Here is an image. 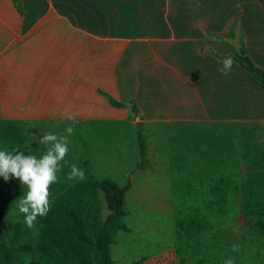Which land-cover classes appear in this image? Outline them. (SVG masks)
<instances>
[{
    "label": "crops",
    "instance_id": "1",
    "mask_svg": "<svg viewBox=\"0 0 264 264\" xmlns=\"http://www.w3.org/2000/svg\"><path fill=\"white\" fill-rule=\"evenodd\" d=\"M18 1L21 13L0 0V121L11 127L6 134L20 123L34 149L44 146L46 126L59 138L69 126L81 133L98 119L130 123L134 113L152 132L147 157L150 143L190 145L203 130V145H227V123L242 134L264 123L258 80L234 60L222 74L224 59L211 52L227 56L243 39L264 67L258 0ZM235 17L238 40L237 32L225 36ZM104 94L132 100L137 112Z\"/></svg>",
    "mask_w": 264,
    "mask_h": 264
},
{
    "label": "rangeland",
    "instance_id": "2",
    "mask_svg": "<svg viewBox=\"0 0 264 264\" xmlns=\"http://www.w3.org/2000/svg\"><path fill=\"white\" fill-rule=\"evenodd\" d=\"M258 6L259 13L264 14V0H258ZM240 13L238 10L235 16ZM240 20L235 17L225 36L237 32L236 39L242 37ZM134 115L129 119L134 125L98 119L94 121L96 128L87 125L81 133L63 132L58 139L67 138L69 151L61 162L57 181L50 186L49 200L71 187L68 204L79 208L85 229L93 237L95 228L90 219L101 223L107 213L95 181L107 177L120 186L129 182L125 195L127 214L121 219L128 231L118 230L116 241L109 246L113 264H130L140 257L142 264H225L229 258H233V264H264V123L244 128L243 134L240 127L227 123V145H203V130L189 135L190 145L150 143L146 166L142 168L137 135L152 132L146 126L145 133L144 127L136 124L141 119L135 120ZM18 125V132H13L14 127L11 134H6L11 127L7 121H0V150H19L37 158L46 154L51 145H36L35 149L34 145H26L27 134ZM54 128L46 126L45 130L53 134L49 130ZM201 128L197 125L196 132ZM253 128L259 130V136ZM248 129H252V135L245 133ZM76 142L82 144L69 145ZM72 165L84 171L83 180L68 179ZM27 190L17 178L9 176L5 181L0 177L3 239L14 247L29 245L28 250L17 252L19 263H97L91 246L65 234L64 240L61 230L54 233L61 245L54 256L46 258L34 253L31 258L32 246L40 245L39 233L34 226H26L18 211V200ZM46 219L37 217L36 223L41 227ZM20 222L22 234L14 238L12 230ZM233 245H238L239 250L233 252ZM0 264H5L1 249Z\"/></svg>",
    "mask_w": 264,
    "mask_h": 264
},
{
    "label": "trees",
    "instance_id": "3",
    "mask_svg": "<svg viewBox=\"0 0 264 264\" xmlns=\"http://www.w3.org/2000/svg\"><path fill=\"white\" fill-rule=\"evenodd\" d=\"M18 12L21 13L22 7L18 0H13ZM212 54L225 59L231 57L232 60L242 65L248 72H250L259 82L260 87L264 90V67L255 62L250 54L245 49L243 39H239V46L237 48L232 47V52L227 56H220L215 51L211 50ZM108 101L116 107H128L132 111L137 112V106L130 100L127 102L118 101L111 96L104 94ZM138 153L141 158L142 168L146 166L147 157V145L146 139L140 132L137 135ZM145 163V164H144ZM91 185V184H90ZM97 189L101 192L105 209L107 211L103 218V221L99 223L95 219H90L91 224L95 228L94 236H90L85 229V222L80 215L79 208L76 205L68 204L67 198L69 197L71 187H67L62 192L58 193L51 199L52 208L45 217L46 221L42 222L41 227L36 222L34 229L39 233L38 243L40 245L32 246L31 258L35 254H42L44 257H50L55 254V249L60 248V241L55 239V235L58 231H62V238L66 240L65 235L70 239H73L81 244L91 246L97 256V263L93 264H113V260L110 256L109 246L116 241V232L118 230L128 231V227L121 222V219L127 214L125 209V195L130 188V183L127 182L124 186H120L116 181L111 178L104 177L98 181H95ZM23 223H17L12 230V237L16 238L22 234L21 225ZM37 227V228H36ZM56 232V233H55ZM65 232V233H64ZM55 233V235H54ZM54 242V246L49 243ZM31 248V246H30ZM0 249L1 257L5 264H20V258L17 257V252L28 250L29 245H23L14 247L12 245H6L2 234V215L0 212ZM62 252L65 253L64 249ZM35 253V254H34ZM54 256V255H52ZM76 259L77 257H73ZM83 264H92L91 262L84 260ZM143 257H140L130 264H142Z\"/></svg>",
    "mask_w": 264,
    "mask_h": 264
},
{
    "label": "clouds",
    "instance_id": "4",
    "mask_svg": "<svg viewBox=\"0 0 264 264\" xmlns=\"http://www.w3.org/2000/svg\"><path fill=\"white\" fill-rule=\"evenodd\" d=\"M223 67L219 71L227 75L231 70L233 60L226 57ZM71 119V116H68ZM67 133H73L72 127H67ZM41 144L51 145L46 154L37 158L31 154H25L19 150H0V177L5 181L9 176L17 178L20 184L26 186L27 192L18 200V211L24 217L28 228H32L37 217H44L50 211V186L57 181V172L61 170V162L68 154V140L66 137L58 139L55 134H45ZM85 173L76 165H72L68 179L83 180ZM239 250L238 245H233L232 251ZM225 264H233V258L225 261Z\"/></svg>",
    "mask_w": 264,
    "mask_h": 264
}]
</instances>
